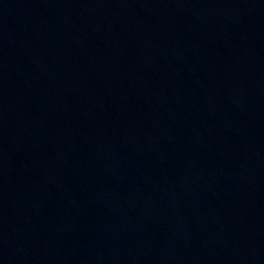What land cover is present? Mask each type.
<instances>
[{
  "label": "water",
  "instance_id": "95a60500",
  "mask_svg": "<svg viewBox=\"0 0 264 264\" xmlns=\"http://www.w3.org/2000/svg\"><path fill=\"white\" fill-rule=\"evenodd\" d=\"M0 264H264V0H0Z\"/></svg>",
  "mask_w": 264,
  "mask_h": 264
}]
</instances>
